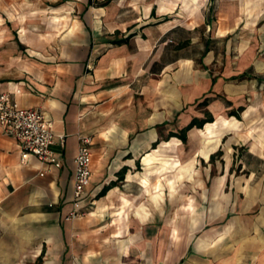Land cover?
Listing matches in <instances>:
<instances>
[{"label":"crops","instance_id":"obj_1","mask_svg":"<svg viewBox=\"0 0 264 264\" xmlns=\"http://www.w3.org/2000/svg\"><path fill=\"white\" fill-rule=\"evenodd\" d=\"M123 1L0 0V92L64 135L56 167L0 130V264H264V0Z\"/></svg>","mask_w":264,"mask_h":264},{"label":"built area","instance_id":"obj_2","mask_svg":"<svg viewBox=\"0 0 264 264\" xmlns=\"http://www.w3.org/2000/svg\"><path fill=\"white\" fill-rule=\"evenodd\" d=\"M0 130L17 142L22 163H26L29 157H34L42 163L56 167L61 165L60 157L51 146L56 142L63 145L64 135L53 131L52 121L44 111L38 107L19 105L9 92H0ZM89 143V137H81L74 157L73 205L76 208L85 195L91 176L92 156ZM77 214L75 210L70 212L71 217Z\"/></svg>","mask_w":264,"mask_h":264},{"label":"rangeland","instance_id":"obj_3","mask_svg":"<svg viewBox=\"0 0 264 264\" xmlns=\"http://www.w3.org/2000/svg\"><path fill=\"white\" fill-rule=\"evenodd\" d=\"M121 1H123V0H117L118 3H121ZM130 1H135V2L139 3L140 5H143V4H145V2H148V1H157L156 5L154 7L155 8L154 11H157V9H159L158 8L159 3L163 5V2H165L166 0H125V4L122 7H125V9H126V12L125 13L126 14L130 13V10H129L128 6H127L128 4H126V3H130ZM160 1L161 2L163 1V2L161 3ZM189 1L195 2L196 5H197V7H198V9L201 10V11H207V9L209 8V1L210 0H182V2L184 3L185 6L188 5V2ZM216 2L218 3V0H215V3ZM167 3H168V5H170L169 4V1ZM238 5H240V1H238ZM216 6L217 5H215V7ZM167 9L166 10H163L165 13H168V14H163L164 16H167V15H170V14H174V12H170V13L167 12L168 11ZM140 11L142 12V7H141V10ZM175 12L176 13H180V15H182V22H186L187 17H189V16H188V13H186V11H183L182 10L181 4H179V5L176 6ZM261 22H264V20H261L260 23ZM260 26H262V23L260 24ZM253 37H255V38H253L255 40L252 41V43H254V45L251 46V51L253 52L252 62L254 64V66H256L257 64H259L261 62H262V65H264V45H260V40H259L258 34H253ZM258 71L259 72H264V68H259ZM262 90H264V89H262ZM246 114H247V112L245 113V115ZM230 121H231L230 118H225V117H223L221 115L217 116L216 119L213 121L215 124L212 126V131L215 134V136H217L216 135L217 132H216L215 129H216L218 123H224L225 126H227V125L228 126H231L230 124L232 122L234 123V121H231V122ZM235 122L236 123H240L237 120H235ZM239 125L240 124H237V125H235V127H237ZM175 165H178V163L175 162ZM179 168L180 169H185V167L182 166V165H179ZM206 184L209 185L208 182H206ZM180 192L181 191H179V193ZM177 194H178V192H177Z\"/></svg>","mask_w":264,"mask_h":264},{"label":"bare ground","instance_id":"obj_4","mask_svg":"<svg viewBox=\"0 0 264 264\" xmlns=\"http://www.w3.org/2000/svg\"><path fill=\"white\" fill-rule=\"evenodd\" d=\"M215 123L214 122H210V123H206L205 124V129L202 130V133L205 135V137L207 138V143H210L211 141H216L218 136H215V139L213 138L214 137V133L212 131V126L214 125ZM214 139V140H213ZM206 155V154H204Z\"/></svg>","mask_w":264,"mask_h":264},{"label":"trees","instance_id":"obj_5","mask_svg":"<svg viewBox=\"0 0 264 264\" xmlns=\"http://www.w3.org/2000/svg\"><path fill=\"white\" fill-rule=\"evenodd\" d=\"M203 102H205V100ZM210 119H208V120H205V119L204 120H201V121H199V123L197 122L198 121L197 119H195V118L192 119V121L185 128H183V130L178 134V136L182 140H185V132H186L187 129H189L190 127H192L193 125H196V124L200 126L203 122L209 121Z\"/></svg>","mask_w":264,"mask_h":264}]
</instances>
